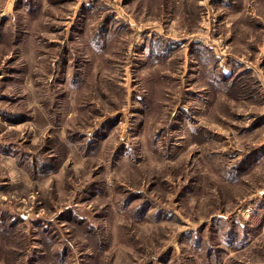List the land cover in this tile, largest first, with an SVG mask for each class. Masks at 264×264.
<instances>
[{"label":"rangeland","instance_id":"rangeland-1","mask_svg":"<svg viewBox=\"0 0 264 264\" xmlns=\"http://www.w3.org/2000/svg\"><path fill=\"white\" fill-rule=\"evenodd\" d=\"M0 264H264V0H0Z\"/></svg>","mask_w":264,"mask_h":264}]
</instances>
